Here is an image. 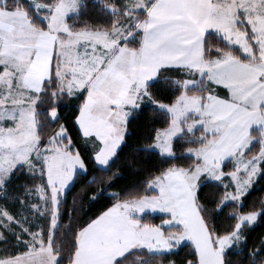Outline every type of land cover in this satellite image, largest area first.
<instances>
[{"label":"snow or ice","instance_id":"6c2138e0","mask_svg":"<svg viewBox=\"0 0 264 264\" xmlns=\"http://www.w3.org/2000/svg\"><path fill=\"white\" fill-rule=\"evenodd\" d=\"M261 184L264 0H0V264H264Z\"/></svg>","mask_w":264,"mask_h":264},{"label":"trees","instance_id":"16d2710c","mask_svg":"<svg viewBox=\"0 0 264 264\" xmlns=\"http://www.w3.org/2000/svg\"><path fill=\"white\" fill-rule=\"evenodd\" d=\"M126 153H127V150H126ZM131 179V178H130ZM130 182V180H126V181H120L119 182V185L120 187H125L128 183ZM258 187H264V184H261V185H258ZM79 190V186H77L76 189H74L73 191L76 192ZM119 190V189H117ZM261 193L259 192H256V193H253V196L250 197L249 199H254L256 196L260 195ZM71 197H69L70 199ZM157 223L159 222L158 220L156 221ZM261 231H264V229H257V232L255 234H253V239H255V236L258 235Z\"/></svg>","mask_w":264,"mask_h":264}]
</instances>
